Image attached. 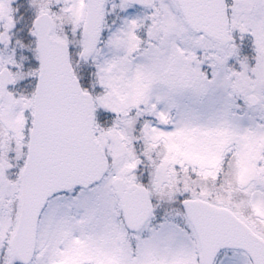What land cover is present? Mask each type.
Here are the masks:
<instances>
[{
  "label": "snow or ice",
  "instance_id": "obj_1",
  "mask_svg": "<svg viewBox=\"0 0 264 264\" xmlns=\"http://www.w3.org/2000/svg\"><path fill=\"white\" fill-rule=\"evenodd\" d=\"M29 6L26 45L0 0V264H264V0Z\"/></svg>",
  "mask_w": 264,
  "mask_h": 264
},
{
  "label": "trees",
  "instance_id": "obj_2",
  "mask_svg": "<svg viewBox=\"0 0 264 264\" xmlns=\"http://www.w3.org/2000/svg\"><path fill=\"white\" fill-rule=\"evenodd\" d=\"M13 8L17 9V11L15 12V17L18 21L15 31V37L17 39L20 38L21 42L27 45L31 40V38L28 36V29L31 27V21L34 18V11L29 6V0H18L16 3H14ZM25 49L26 53L30 54L29 63H31L33 57L31 56V53L28 51V49ZM24 70H27V68H24ZM21 90L29 91L30 87L26 86L25 82L23 81L21 83Z\"/></svg>",
  "mask_w": 264,
  "mask_h": 264
},
{
  "label": "rangeland",
  "instance_id": "obj_3",
  "mask_svg": "<svg viewBox=\"0 0 264 264\" xmlns=\"http://www.w3.org/2000/svg\"><path fill=\"white\" fill-rule=\"evenodd\" d=\"M14 39H17L16 37H14ZM20 39V38H19ZM20 55H24V56H26L27 57V59L26 60H24L23 62H22V64H23V70H24V68H27V70L29 69V68H31V66H30V63H29V56H30V54L29 53H26V49H17V59H19V56ZM31 56H32V54H31ZM27 70H25V71H27ZM23 81H21V82H19V85L22 83ZM10 87H12V86H9V88Z\"/></svg>",
  "mask_w": 264,
  "mask_h": 264
}]
</instances>
